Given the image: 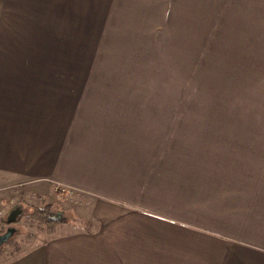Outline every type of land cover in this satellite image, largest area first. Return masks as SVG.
Here are the masks:
<instances>
[{
    "label": "crops",
    "instance_id": "crops-1",
    "mask_svg": "<svg viewBox=\"0 0 264 264\" xmlns=\"http://www.w3.org/2000/svg\"><path fill=\"white\" fill-rule=\"evenodd\" d=\"M150 2L190 49L208 19L249 23L253 50L238 59H264V0ZM72 17V3L0 0V215L84 201L0 264H264V133H247L231 170L208 169L205 141L176 140L175 106L156 92L87 90L98 81L78 73Z\"/></svg>",
    "mask_w": 264,
    "mask_h": 264
},
{
    "label": "rangeland",
    "instance_id": "rangeland-1",
    "mask_svg": "<svg viewBox=\"0 0 264 264\" xmlns=\"http://www.w3.org/2000/svg\"><path fill=\"white\" fill-rule=\"evenodd\" d=\"M50 1L62 11L73 5L78 73L88 75L86 81L90 76L98 81L92 88L85 82L83 89L156 92L159 105L175 106L176 140L205 141L198 144L204 145L201 154L205 152L208 169L212 160L231 170L234 149L240 148L247 133H264V66L259 65L264 59H238L252 47L249 23L236 28L231 20L227 25L223 19H208L201 42L190 49L194 36L183 34L180 20L165 17L164 9L152 7L156 3L151 0ZM52 8L47 3L46 11ZM68 23L63 17L64 42L70 36ZM235 123L255 130H233ZM64 198L65 203L30 202L18 221L0 215V255L19 251L40 231L52 233L58 224L32 216L37 209L46 208L62 223L75 219L84 201L77 193H66Z\"/></svg>",
    "mask_w": 264,
    "mask_h": 264
},
{
    "label": "trees",
    "instance_id": "trees-1",
    "mask_svg": "<svg viewBox=\"0 0 264 264\" xmlns=\"http://www.w3.org/2000/svg\"><path fill=\"white\" fill-rule=\"evenodd\" d=\"M40 211L43 213V214H41L40 213ZM32 216H40V217H38L39 218V220L41 221V222H44V223H46V224H54V225H56V224H60V223H62V221H60V220H54V219H52V216H51V214L50 213H48V210L46 209V208H42V209H37L33 214H32ZM18 221V220H17Z\"/></svg>",
    "mask_w": 264,
    "mask_h": 264
}]
</instances>
